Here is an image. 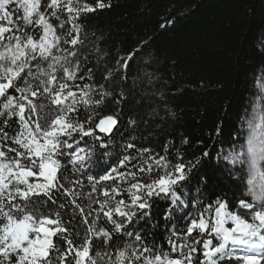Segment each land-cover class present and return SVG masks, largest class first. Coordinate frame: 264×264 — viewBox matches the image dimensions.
<instances>
[{"label":"snow or ice","instance_id":"6c2138e0","mask_svg":"<svg viewBox=\"0 0 264 264\" xmlns=\"http://www.w3.org/2000/svg\"><path fill=\"white\" fill-rule=\"evenodd\" d=\"M105 7L110 5L103 0H96L95 7L81 0H0V264H264V112L259 123H251L245 156L232 158L241 168L247 165L242 193L246 198L232 207L223 197L210 203L193 200L181 184L195 165L172 164L166 155H152L150 148L140 149L137 157L123 156L103 174L87 175L88 193L75 190L84 187L83 180L69 181L73 187H65L69 178L63 175L62 160L74 158L69 161L74 172L84 168L80 153L85 149L73 134L81 140L93 136L106 148L111 141L103 142L96 131L110 137L119 124V111L98 122L99 112L84 122L70 118L79 106L102 108L113 96L103 84L74 83L93 77L92 69L78 75L82 53L77 46L84 43L78 20ZM116 66L105 79L127 68L128 61L117 60ZM119 96L126 98L123 91ZM12 118L18 130L9 136L5 128ZM136 123L129 119L130 125ZM9 141L15 147H9ZM134 159L138 163L132 165ZM127 165L131 167L120 171ZM153 171L159 174L148 183L137 179V173ZM197 193L203 197L201 189ZM153 198L168 201L167 247L150 240L143 227H159L151 223ZM188 202L195 214L187 216L184 227L169 229L173 216ZM69 211L73 220L77 214L81 217L72 228L63 220ZM101 217L111 230L101 226Z\"/></svg>","mask_w":264,"mask_h":264},{"label":"trees","instance_id":"16d2710c","mask_svg":"<svg viewBox=\"0 0 264 264\" xmlns=\"http://www.w3.org/2000/svg\"><path fill=\"white\" fill-rule=\"evenodd\" d=\"M84 2L93 7L96 4V0H81ZM103 2L110 7L81 14L78 20L84 41L77 46L82 53L78 75L92 69L93 77L74 83L103 84L113 96L106 98L102 108L79 106L70 118L84 122L99 112L95 120L98 122L99 118L119 111V124L110 137L96 131L103 142L111 141L106 148L100 147V141L93 136L81 140L79 134H73L85 149L80 153L85 157L84 168L74 172L69 162L74 158L63 159L62 172L69 178L64 181L65 187H73L69 181L83 180L84 187L77 185L75 190L88 193L91 188L87 175L103 174V169L118 166L123 156L137 157L140 149L150 148L152 155H166L172 164L195 165L181 184L193 200L202 198L210 203L223 197L232 207L234 201L246 198L242 194L243 172L232 164L230 156L244 142L243 119L254 96L258 97L261 113L264 112V0ZM117 60H127V68L105 79L107 72L117 67ZM122 76L126 79L122 80ZM121 91L125 99L119 96ZM115 100H120V104H115ZM129 119L137 123L130 125ZM89 126L94 127V123L85 124L86 128ZM17 130L16 119H10L5 131L12 136ZM129 143L135 148L127 149ZM7 144L15 147L10 141ZM137 163L136 159L131 162ZM76 167H80L79 161ZM128 167L131 165L120 171ZM158 174L137 173V179L148 183ZM197 189L203 191V197H198ZM123 198L127 199V195ZM77 202L86 204L87 200ZM188 203L185 210L173 216L169 229L184 227L187 216L195 214V208ZM151 204V223L159 227H143L150 240L167 247L164 213L168 201L153 198ZM80 219L79 214L73 220L70 211L63 213L66 227L79 224ZM100 224L111 230L103 217ZM57 243L62 244L59 240ZM94 244L102 247L99 241Z\"/></svg>","mask_w":264,"mask_h":264},{"label":"rangeland","instance_id":"374dc122","mask_svg":"<svg viewBox=\"0 0 264 264\" xmlns=\"http://www.w3.org/2000/svg\"><path fill=\"white\" fill-rule=\"evenodd\" d=\"M260 114H261V108L258 102V97L254 96L252 100L250 101L249 110L246 112V115L244 116V119H243L244 129L246 130L244 142L230 156V161L232 162V164L235 165L237 168H240L241 171L243 172L244 179H245V171H246L247 165H245L244 168H241L238 161L236 163H233L232 158L234 154H240L241 156H245L246 149H247V139L249 138L252 132L251 123L253 121L259 123L260 121L258 119V116Z\"/></svg>","mask_w":264,"mask_h":264}]
</instances>
